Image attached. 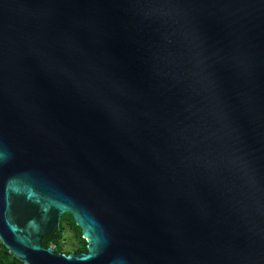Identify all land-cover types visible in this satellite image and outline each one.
Instances as JSON below:
<instances>
[{"label": "water", "instance_id": "95a60500", "mask_svg": "<svg viewBox=\"0 0 264 264\" xmlns=\"http://www.w3.org/2000/svg\"><path fill=\"white\" fill-rule=\"evenodd\" d=\"M0 241L264 264V0H0Z\"/></svg>", "mask_w": 264, "mask_h": 264}, {"label": "trees", "instance_id": "16d2710c", "mask_svg": "<svg viewBox=\"0 0 264 264\" xmlns=\"http://www.w3.org/2000/svg\"><path fill=\"white\" fill-rule=\"evenodd\" d=\"M68 226L76 235L77 244L73 251H66L63 247L65 241V229ZM43 246L46 249H53L58 254H83L88 252V244L83 239L82 230L76 225V222L72 215L66 214L62 217L60 228L55 229L48 237L42 241ZM0 264H23L18 259L14 258L6 247L0 241Z\"/></svg>", "mask_w": 264, "mask_h": 264}, {"label": "rangeland", "instance_id": "374dc122", "mask_svg": "<svg viewBox=\"0 0 264 264\" xmlns=\"http://www.w3.org/2000/svg\"><path fill=\"white\" fill-rule=\"evenodd\" d=\"M85 237L83 236V239ZM77 244V238L75 233L68 227L66 226L65 229V241L63 243V247L66 251H73L74 247Z\"/></svg>", "mask_w": 264, "mask_h": 264}]
</instances>
